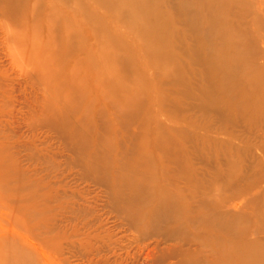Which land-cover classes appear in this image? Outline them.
<instances>
[{
	"label": "rangeland",
	"instance_id": "374dc122",
	"mask_svg": "<svg viewBox=\"0 0 264 264\" xmlns=\"http://www.w3.org/2000/svg\"><path fill=\"white\" fill-rule=\"evenodd\" d=\"M0 264H264V0H0Z\"/></svg>",
	"mask_w": 264,
	"mask_h": 264
}]
</instances>
